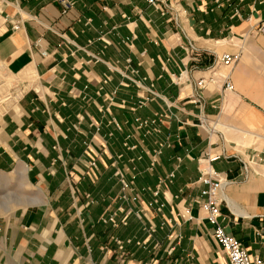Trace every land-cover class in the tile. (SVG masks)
Returning a JSON list of instances; mask_svg holds the SVG:
<instances>
[{"label": "crops", "instance_id": "crops-1", "mask_svg": "<svg viewBox=\"0 0 264 264\" xmlns=\"http://www.w3.org/2000/svg\"><path fill=\"white\" fill-rule=\"evenodd\" d=\"M262 19L264 0H0V169L47 196L18 225L54 264H229L208 176L264 261Z\"/></svg>", "mask_w": 264, "mask_h": 264}, {"label": "rangeland", "instance_id": "rangeland-1", "mask_svg": "<svg viewBox=\"0 0 264 264\" xmlns=\"http://www.w3.org/2000/svg\"><path fill=\"white\" fill-rule=\"evenodd\" d=\"M2 87L0 84V89ZM24 169H0V264H54L52 252L49 250L42 253V245L36 242L37 228L27 227V224L24 227L18 225V219L27 206L34 202L43 203L47 198L35 181L30 179V183L28 182ZM39 238L43 240L44 235L40 234ZM117 243L121 249L122 244ZM71 246L74 249L80 248H76L74 244ZM68 261L70 263L76 260H68L63 256L57 264Z\"/></svg>", "mask_w": 264, "mask_h": 264}, {"label": "built area", "instance_id": "built-area-1", "mask_svg": "<svg viewBox=\"0 0 264 264\" xmlns=\"http://www.w3.org/2000/svg\"><path fill=\"white\" fill-rule=\"evenodd\" d=\"M159 0H148V3L154 4ZM256 31L264 36V19L260 20L256 27ZM237 55L222 54L219 58V62L223 67L232 66L236 60ZM202 82H199L200 85ZM233 86L229 82H225L224 90H232ZM218 157H214L211 161H215ZM93 165V164H92ZM204 188L201 191L203 198L201 202V210L204 215V219L207 224L212 227L213 241L219 248L225 253L229 264H264L261 258L251 260L242 247L240 242L233 236L228 235L224 228L220 224L221 212H220V189L222 182L219 179H211L203 177L201 180Z\"/></svg>", "mask_w": 264, "mask_h": 264}]
</instances>
